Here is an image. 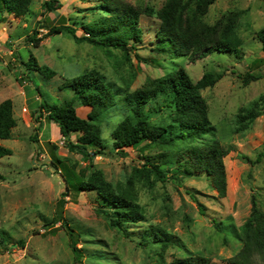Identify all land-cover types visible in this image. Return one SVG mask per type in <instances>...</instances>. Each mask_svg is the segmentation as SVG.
Listing matches in <instances>:
<instances>
[{
  "label": "rangeland",
  "instance_id": "1",
  "mask_svg": "<svg viewBox=\"0 0 264 264\" xmlns=\"http://www.w3.org/2000/svg\"><path fill=\"white\" fill-rule=\"evenodd\" d=\"M48 0H32L30 13L16 19L2 9L0 1V103L11 100L17 126L9 140L0 144L12 155L0 159V230L8 233L15 247H0V264H75L70 237L61 222L48 225L60 213L82 236L78 248L83 251V264H170L189 253L210 259L212 264L228 261L241 249L240 227L251 214L255 198L264 210V115L246 131H237L239 115L244 114L264 95V50L257 33L264 29V0H217L204 17L213 25L230 12L241 14L237 34L242 40L240 54L214 53L204 57L171 56L157 48L160 20L143 14L140 27L142 40L125 57L116 48H103L78 42L72 34L45 36L52 27L68 26L77 38L88 36L85 27L109 15L103 0H60L54 12L44 9ZM142 11H159L167 0H116ZM38 32L44 40L38 47L27 37ZM34 58L39 67L55 72L47 78L28 68ZM184 69L193 83L205 74L217 78L213 86L200 89L208 105L209 119L224 147H233L225 157L227 194L220 198L206 175L174 181L172 174L161 182L151 176L135 177L133 168L144 164L143 156L159 155L161 147L126 149L117 156L112 133L128 114L118 104L100 119L102 138L108 156H98L95 170L121 190L130 184V192L145 213V222L113 227L101 214L96 192H82L63 198L66 183L63 174L51 160L57 157L80 173L88 164L69 149L68 141L77 143L78 134L64 139L57 124L40 109L42 104L63 105L71 101L82 117L90 111L83 107L64 84L84 73L98 71L113 90L132 93L149 80L162 78ZM250 73L258 78L245 83ZM153 105L148 106L152 108ZM147 108V109H148ZM152 121L165 125L168 118L153 116ZM66 173L64 174V176ZM194 195V197H193ZM65 201L64 205L62 202ZM199 205L206 207L205 214ZM216 220L222 232L216 229ZM147 227L164 228L176 237L178 245L162 252L157 246L141 240ZM260 263V262H259Z\"/></svg>",
  "mask_w": 264,
  "mask_h": 264
},
{
  "label": "trees",
  "instance_id": "2",
  "mask_svg": "<svg viewBox=\"0 0 264 264\" xmlns=\"http://www.w3.org/2000/svg\"><path fill=\"white\" fill-rule=\"evenodd\" d=\"M0 1L2 9L16 19L30 13L32 0ZM103 1L109 15L94 25L86 26L85 32L88 36L77 38L75 31L68 26L52 27L45 36L72 34L78 42L120 49L128 58L129 52L135 49V45L129 43L131 41L139 43L142 40L140 18L146 14L156 16L160 20L157 48L171 56L204 57L214 53L239 55L241 52L242 40L237 34L240 13L230 12L213 25L204 20L209 8L217 0H167L156 12L149 8L142 11L116 0ZM60 6V0H48L43 7L49 12H54ZM37 34L36 31L27 37V41L34 47H38L45 37L38 38ZM257 39L264 50V29L257 33ZM22 62L47 78L55 76L53 70L46 66L39 67L32 57L27 63ZM217 78L219 79L220 76ZM217 78L205 74L200 81L193 83L182 68L173 74L149 80L143 88L126 93L123 97L121 93L113 90L98 71H85L68 80L64 88L71 90L80 104L90 109L86 117L79 114L71 101L63 105L46 103L40 106L48 119L58 125L62 138L67 139L72 134H78L77 143L68 141L69 149L80 154L88 164L78 173L75 171V166L72 168L63 160L52 158L51 164L63 174L66 183L63 198L82 192H96L100 205L99 212L109 218L113 227L124 229L127 225L145 222V213L129 190L131 180L120 193L121 190L116 189L101 170L97 169L86 177L96 157L109 155L102 138L100 119L118 104L126 107L128 114L112 133L113 148L117 156H126L125 150L129 148L143 152L153 146L164 149L159 155L143 156L144 164L133 168L135 177H146L150 180L153 176L156 180L165 182L168 173L172 174L174 181L206 175L218 196L225 198L227 175L224 159L233 147H224L218 140L216 128L209 119L207 102L200 93V89L216 84ZM244 79L246 84L258 80L250 73ZM150 105L153 107L148 108ZM163 115L168 118V123L165 125L152 121L153 116ZM263 115L264 95L251 109L239 115L237 131H246ZM16 126L12 101L6 100L0 103V141L9 140ZM11 155L12 150L0 144V159ZM263 160L264 152L258 155L256 163H261ZM1 180H4V176L0 174ZM64 203L65 201L61 206ZM199 211L204 215L206 207L199 205ZM55 222H61L70 237L75 264H83V251L78 248L79 238L82 235L60 213L48 225H53ZM213 222L216 224V229L222 232L220 224L216 220ZM238 235L242 249L229 259L228 263L264 264V210L259 207L255 198L252 200L251 214L240 227ZM10 240V235L0 230V247L7 249L24 244L21 240L14 245ZM141 240L145 242V246L153 244L162 252L178 245L176 237L161 227H147ZM170 264L212 263L210 259L189 253L186 257L177 258Z\"/></svg>",
  "mask_w": 264,
  "mask_h": 264
}]
</instances>
